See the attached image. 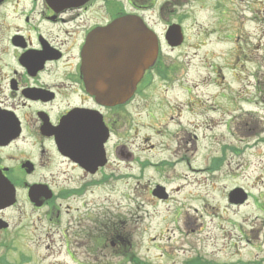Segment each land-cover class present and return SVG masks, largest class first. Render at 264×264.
Here are the masks:
<instances>
[{
	"label": "flooded vegetation",
	"instance_id": "obj_1",
	"mask_svg": "<svg viewBox=\"0 0 264 264\" xmlns=\"http://www.w3.org/2000/svg\"><path fill=\"white\" fill-rule=\"evenodd\" d=\"M127 16L154 33L157 48L140 78L135 69L128 71L129 84L126 70L121 83L117 71L96 70L94 52L87 61L84 57L92 36ZM213 16L229 17V25L202 28L199 18ZM240 29L264 37V0H0V258L13 252L23 221L57 225L66 214L62 236L65 229L86 239L92 255L111 246L120 264L126 256L131 263L126 212L120 201L111 200L117 191L126 193L118 185L127 179L136 180L140 194L165 201L171 195L167 185L183 179L181 167L204 172L213 184L226 163L247 170L241 176L229 172L234 183L223 189L226 201L233 189L246 195L227 204L251 200L250 189L264 187V121L256 119L264 117L259 115L264 114V50L251 58L252 48H235V62L254 61L250 73L238 79L239 67L230 66L229 87L222 86V73L219 79L201 76L211 87L204 90H192L186 78L181 82L196 53H187L185 63L169 57L193 35L230 32L238 43ZM114 38L124 48L133 40L136 47L143 44L138 33ZM202 55L205 62L207 53ZM209 66L208 72L216 73ZM159 81L165 89L152 99ZM127 87L126 100L113 105L100 100ZM141 110H147L144 123ZM193 160L204 164L195 166ZM150 171L158 181H143ZM156 186L164 188L160 196L153 193ZM253 200L264 215V203ZM236 226L240 238L264 255V219L245 223V229Z\"/></svg>",
	"mask_w": 264,
	"mask_h": 264
},
{
	"label": "rangeland",
	"instance_id": "obj_2",
	"mask_svg": "<svg viewBox=\"0 0 264 264\" xmlns=\"http://www.w3.org/2000/svg\"><path fill=\"white\" fill-rule=\"evenodd\" d=\"M199 21L202 28L224 26L226 23L229 25L230 18L201 17ZM226 35L228 38H225ZM239 35L238 43L233 42L230 32L206 33L205 37L193 35L186 46L170 50L169 57H179L174 61L180 63H185L187 53H196L191 59L192 63L186 74L182 75L178 71L179 75L184 76L181 82L186 84L187 79V84L189 83L192 90L211 89L208 82H200L201 76L210 75L219 79L218 74L222 73L224 76L222 86L229 87L232 85L230 66L236 64L239 67L238 79L250 73L254 61L240 59L235 62L233 50L237 48L243 52L252 48L255 55L248 56L257 58L263 53L264 37L261 34L258 38L249 37L241 29ZM203 53H207L205 62H202ZM210 64L216 68V73L208 72ZM176 84L173 89H179ZM155 87L158 91L152 99L161 95L165 89V82L159 81ZM216 89L220 90L221 87L217 86ZM165 96L168 99L170 93ZM146 113L147 110L140 112L143 123ZM259 115L264 116L262 111ZM256 119L264 121V117L261 119L256 117ZM146 131L143 128L141 132ZM165 155L159 153L160 157ZM192 163L198 166L203 165L204 161L193 160ZM235 164L232 163L231 167L234 168ZM223 166L227 170L223 176H216L212 180L213 184L204 172L188 173L184 167H181L183 179L167 185L171 195L165 201L149 198L145 193L140 194L141 188L136 187L135 179H127L123 187L118 185V188L120 190L122 188L126 193L117 191L111 194V200L120 201L124 207L121 211L126 212V237L131 243L130 249L126 247L127 253L131 252L134 257L144 263L147 262L146 264H184L185 260L198 261L200 264H264L263 253L259 248L244 242L240 238V228L236 226L240 224L245 229V223H258L260 219H264V215L257 210L253 200L255 197L258 202L264 203V194L256 193L258 189L264 187L256 185L251 188L252 198L244 205L229 206L223 191L234 183V177L229 172L241 176L247 170L244 172L241 168H238V171L233 170L226 163ZM153 175L152 171L147 172L143 181L155 179ZM177 183L181 186L174 192L172 188L176 187ZM133 187L135 191L132 190ZM67 216L62 215L60 224L57 225L44 219L34 224L31 221L28 224L23 221V225L26 226H22L23 230L15 238L13 252L1 256L0 264L1 262L5 264L6 261L8 264H120L122 262L121 258L115 255L114 251L112 252L111 246L102 253L92 255L89 254L90 244L86 239L70 232L67 235L65 229L62 236L59 230L65 228ZM34 218L35 215L31 220L33 221ZM126 264L130 263L126 262Z\"/></svg>",
	"mask_w": 264,
	"mask_h": 264
},
{
	"label": "water",
	"instance_id": "obj_3",
	"mask_svg": "<svg viewBox=\"0 0 264 264\" xmlns=\"http://www.w3.org/2000/svg\"><path fill=\"white\" fill-rule=\"evenodd\" d=\"M114 33L120 34L121 36L130 33H138L143 36V44L142 46L136 47L135 40H133L134 44L132 47L124 48L119 46L121 42L120 39L114 38ZM101 46L104 51V55L106 57L101 60L98 59L100 64H98L100 69L106 68L107 72L109 71H117L121 75V83L122 79L126 72V82L129 84L132 82V77L129 75L128 71L130 69L137 71V78L141 76L142 70L150 64L154 55L156 54V39L153 33L148 30L144 25H141L140 22H137L134 18H122L120 20L112 22L109 26L105 28L104 33L101 35ZM104 42V43H103ZM92 41L90 46H92ZM90 48V47H89ZM89 50V49H88ZM143 52V55L140 56V52ZM137 53V54H136ZM139 53V54H138ZM113 80V79H112ZM118 81H120L118 79ZM129 87L126 89V95L124 89L118 95H105L102 96L101 99L110 100L111 103H116L121 100H124L126 96L129 95ZM231 201H242V194L238 191H234L230 194Z\"/></svg>",
	"mask_w": 264,
	"mask_h": 264
},
{
	"label": "trees",
	"instance_id": "obj_4",
	"mask_svg": "<svg viewBox=\"0 0 264 264\" xmlns=\"http://www.w3.org/2000/svg\"><path fill=\"white\" fill-rule=\"evenodd\" d=\"M191 264V263H190ZM195 264V263H194Z\"/></svg>",
	"mask_w": 264,
	"mask_h": 264
}]
</instances>
